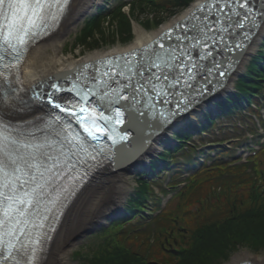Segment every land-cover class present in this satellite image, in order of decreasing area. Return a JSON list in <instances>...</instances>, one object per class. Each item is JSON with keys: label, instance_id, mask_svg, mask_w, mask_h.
I'll list each match as a JSON object with an SVG mask.
<instances>
[{"label": "trees", "instance_id": "1", "mask_svg": "<svg viewBox=\"0 0 264 264\" xmlns=\"http://www.w3.org/2000/svg\"><path fill=\"white\" fill-rule=\"evenodd\" d=\"M192 1L140 0L131 5L128 14L118 11L109 18H93L87 22L78 45L94 50L106 43V36L108 42H126L132 38L133 21L139 16L173 15ZM263 79L264 57L258 54L239 79L237 96L251 102V93L263 86ZM234 108H227L226 104L219 107L227 112ZM162 159L170 160L172 154ZM214 170L217 172L211 171V176L201 175L199 179H206L196 180L166 213L145 222L140 220L144 219L142 212L150 189L139 178L137 190L130 197V215L114 224L95 251L85 257L77 255L79 264H221L241 247L255 252L264 250V155L251 173L226 166ZM187 206H193L197 213L186 234L180 235L178 231L183 227L178 226V214Z\"/></svg>", "mask_w": 264, "mask_h": 264}, {"label": "snow or ice", "instance_id": "2", "mask_svg": "<svg viewBox=\"0 0 264 264\" xmlns=\"http://www.w3.org/2000/svg\"><path fill=\"white\" fill-rule=\"evenodd\" d=\"M67 3L68 0H0V19L4 22L0 25V36H4V43L15 52L16 57H20L26 51L28 42L26 38L33 34L32 30L36 28L37 22L42 21L53 6L57 8V11H61ZM236 3L245 9L244 19L251 17L255 22L254 11L264 16V5L259 9H254L249 5V0H236ZM214 6L218 7V5ZM204 7L201 6L199 10L203 11ZM225 7L228 5L225 4ZM196 18L195 13L190 17V19ZM237 24L240 27L243 26L239 21ZM193 39L196 38L193 37ZM2 59L3 57H0V60ZM171 59L176 58L173 56ZM159 60L160 58L157 57L153 62V67L158 70L166 69L169 61L159 63L157 62ZM175 67L181 71V75L184 74V67L181 65H175ZM0 76H4V73L0 72ZM52 106L61 112L68 111L59 103H53ZM80 111L85 112L86 109L81 108ZM183 111H186V108L178 109L171 113L170 117L179 116ZM69 114L76 115L75 112ZM121 115L122 113L117 110V123H122L119 119ZM0 123H3V117H0ZM85 130L95 138L94 129L87 123H85ZM66 142L70 143L67 139ZM54 146V142L47 139L43 143L33 144L18 139H9L0 132V255L5 260L12 259L14 252L19 253L24 248L20 237L30 235L26 230L27 225L31 224L33 228L43 229L44 222L49 219L48 213L55 205L61 203V192L67 191L63 188L58 190L57 181L67 175L64 169L70 170L74 164L71 163V158L63 153L62 148L60 155L56 156L46 151ZM61 156L65 158L61 160ZM29 184L32 187L26 190L25 185ZM53 191H56L54 196ZM46 197L51 199L45 201ZM41 236H43L42 232ZM5 237L8 239L5 240ZM13 241L19 243L21 248L17 249ZM30 243L41 246L40 237L31 239ZM16 264H19V261ZM32 264H35L34 260Z\"/></svg>", "mask_w": 264, "mask_h": 264}, {"label": "bare ground", "instance_id": "3", "mask_svg": "<svg viewBox=\"0 0 264 264\" xmlns=\"http://www.w3.org/2000/svg\"><path fill=\"white\" fill-rule=\"evenodd\" d=\"M205 1L207 0H199L191 10L189 9L190 11L188 10L185 13L183 17L177 19L175 22L170 24V26L166 27V29H162L159 34L148 36L141 31L136 30V40L134 44L123 52L118 51L119 53L115 52L114 54L95 53L87 57L82 55H78L80 57H77L76 55L71 54V61L67 59L63 61L58 58L59 53H63V50L59 49L58 44L63 41L72 29L76 18L92 6V0H72L68 8V13L62 21L60 28L51 38H49L51 40L41 42L39 45L30 50L21 67V78L17 87L18 91L13 95V97L1 101L2 111L10 119H29L40 114L46 105L41 99L33 100L28 103L24 102L23 99H29L28 93H31V91H34L37 87L42 86L44 83L55 80L66 73H70L82 64H94L99 60L110 58L112 55H127L151 45L159 37H161L165 31H168L178 22L186 19L196 6L204 3ZM263 34L264 21L257 29L256 34L250 40L244 56L241 58L234 72L228 78V83L229 81L232 82L233 78L236 76V72H238L241 68L239 66L243 65L245 59H247L246 57H249L251 51L255 49L257 40L262 37ZM221 93L222 91H219L213 95V100L217 97H221ZM210 101L211 100L205 102V104ZM199 108H201V106ZM218 110L219 108L216 109V112ZM183 118V116L176 118L173 123L167 125L166 128L164 127L165 129L162 133L154 134L151 144L146 147L145 150L139 154V156L134 158L133 161L127 162L126 164L121 165L120 167L118 166V168L114 169L112 167H105L100 171L96 177V181L91 182L83 189L81 194L78 195V198L67 211L58 232L55 233V238L51 243L50 249L45 255V258L43 259L42 264H66V249L68 248L69 243H71L70 241L75 234V230H77L80 226L78 222L82 225V223L86 221L96 210H98L100 214L103 213V215L105 214V211L110 213H119L122 209L124 200L123 197L125 196L123 186L127 175H130L137 167L146 164L148 159L158 150V145L167 141L165 139L167 137L165 136L167 135V132H170L177 124L184 122ZM113 190L121 191V195L116 193V197L113 199V203L116 207L104 210L103 207L107 196ZM106 207L108 208L109 206ZM230 264H264V258L261 260L255 259L246 252H242L241 254L235 255L232 263Z\"/></svg>", "mask_w": 264, "mask_h": 264}, {"label": "rangeland", "instance_id": "4", "mask_svg": "<svg viewBox=\"0 0 264 264\" xmlns=\"http://www.w3.org/2000/svg\"><path fill=\"white\" fill-rule=\"evenodd\" d=\"M197 1H199V0H196L186 10L184 7L180 8L173 15L165 14V15H160L157 18H153L150 15L149 16H147V15L139 16L140 18L136 22L133 23L132 35L134 37L131 38L130 40L126 41V45L121 44L119 42H115V43L108 42V37L106 36V38H107L106 43L102 42L101 46L99 47L100 49L92 51V52L86 51L85 49H83L84 47H82V48L80 47L79 49H75V44L72 43L75 35L79 32V30L83 26L84 20L93 10V9H89L86 12H84L82 15H79L78 18H76L75 24L72 27V29L69 31V33L66 35V37L63 39V41L58 44L59 49L64 51L63 53H59L58 58H60L63 61H65L66 59L71 61V56H70L71 54L76 55L77 57H80L78 55H82V56L87 57V56H89L91 54H95V53H107V54L112 53V54H114L115 52L117 53L118 51L123 52L134 44V42L136 40V30L141 31L142 33H144L145 35H148V36H153V35L159 34L162 29H166V27L170 26V24L175 22L177 19H180L181 17H183L185 15V13L192 6H194L196 4ZM97 3H102V1L99 0V1H97ZM125 11L128 12V9H126ZM158 19H161V21L157 22ZM163 21H164V23H163ZM105 26H107V24ZM141 26H143L146 30L144 28H142ZM263 40H264V34L262 37H260L257 40V42H256L257 45H256L255 49L253 51H251L249 57H246L247 59H245L243 65L239 66V67H241L240 70H238L236 76L233 78L232 82L230 83V87L226 88L227 90L223 91L224 93L223 92L221 93V97H219V98L217 97L216 99H214L209 104L202 106L200 109H198V114L194 113L193 115L189 116L188 119L184 120V122L177 124L170 132H167V137L165 138L167 141L165 143H161L158 145V150L152 155V157H150L148 159L146 164H144L140 167H137L136 169H134V171L131 172L130 175H127V177L125 179V184L123 186V192L125 195L123 197L124 198L123 204H122L123 208L126 206V203H127L128 199L130 198V195L133 193V191L136 187V178H137L136 176H137V174L144 173V172L148 171V168L152 164V161L155 158H157L160 154H162L166 148H168L170 146L172 147L174 145L173 133L178 131L181 127H184L185 125H187V123H189V122H196V123L198 122L199 123L201 121L199 116H201L204 111L214 110L216 103H217V100L218 101L222 100L228 94H231L233 92L237 79L239 78L240 75H242L245 72V68L248 65L250 59L252 58V55L257 52V50H258V48L261 45ZM70 48H72V51L68 50ZM219 129H220V126L217 125V126H215L213 131L216 132ZM221 136H222V134H221ZM193 143H195V142H193ZM179 159L180 158H178V160ZM153 180L157 181V179H151V182ZM95 181H96V179L94 180V182ZM116 193H119L121 195V191H116V190L115 191L113 190L111 193L108 194L106 202H105L104 207H103L104 210L112 209L113 207H116V205L113 203V201H114L113 199L116 197ZM155 193L157 194L156 189H155ZM114 194H115V196H114ZM106 206H109V207L107 208ZM172 209H175V207H173ZM196 213H197L196 209L193 206H187L178 214V219H179L178 226L183 227L182 230L178 231V234H180V235L186 234L185 231L189 230L192 219H193L194 215H196ZM118 215H119V213H116V212L110 213V212H106V211H105V214L103 215V213L100 214L98 212V210H96L95 212L92 213V215L90 217H88V219L86 221H84L82 223V225L80 222H78L80 224V226L77 230H75V234L71 238V241H70L71 243H69L68 248L66 249V251H67L66 264H79V261L76 258L77 255L85 257V255L87 253H89L90 251H95V249L97 248V246L100 242L99 239H95L96 238V232H98L100 229L108 227L109 225H107V224L110 223L113 218H118ZM98 220H100V221H98ZM186 247L188 248L189 245H186ZM242 252H246L248 255H250L252 258H255V259L261 260L264 258V250L255 252V251H252L251 249H249L247 247H241V248L237 249L236 251H234L228 257V259L225 260L224 262H222L221 264L232 263L233 257L237 254H241Z\"/></svg>", "mask_w": 264, "mask_h": 264}]
</instances>
